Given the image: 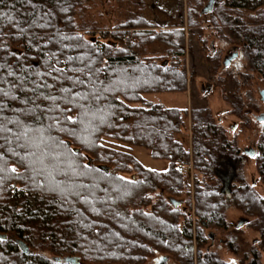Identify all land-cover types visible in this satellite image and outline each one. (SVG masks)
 Instances as JSON below:
<instances>
[{
  "label": "trees",
  "instance_id": "1",
  "mask_svg": "<svg viewBox=\"0 0 264 264\" xmlns=\"http://www.w3.org/2000/svg\"><path fill=\"white\" fill-rule=\"evenodd\" d=\"M117 1L125 15L108 28L94 18L99 0H0V88L7 93H0V116L12 121L0 133V264H70L65 260L72 256L79 264H146L158 253L159 264H232L208 246L211 233L232 225L231 208L247 221L235 230L249 225L261 234L251 264H262L264 197L245 180L249 156L208 103L192 101L190 150L179 139L188 108L146 99L187 93L188 43L191 84L210 76L214 90L220 80L234 89L226 92L227 113L244 115L240 82L222 65V50L209 47L202 30H184L185 13L188 26L200 28L209 0H176V12L159 9L165 31L148 17L149 0ZM213 8L209 22L233 37L264 86V0H215ZM132 30L133 43L124 40ZM62 87L87 99L69 103ZM49 93L57 99H46ZM29 127L26 140L21 133ZM257 141L254 159L264 183V129ZM126 144L149 149L169 168H147ZM222 158L236 163L227 190L216 172ZM191 164L197 172L196 252L192 219L180 206L192 208L183 171Z\"/></svg>",
  "mask_w": 264,
  "mask_h": 264
},
{
  "label": "rangeland",
  "instance_id": "2",
  "mask_svg": "<svg viewBox=\"0 0 264 264\" xmlns=\"http://www.w3.org/2000/svg\"><path fill=\"white\" fill-rule=\"evenodd\" d=\"M174 5H176V0L148 1L146 5V13L151 21H154V23H156L155 29L160 31L169 29V27L167 26V22L160 16V10H170L173 8V10L176 12ZM93 12L94 18L100 20L102 22L101 25L108 28H112L115 23L121 20L125 15V9L119 7L117 0H99ZM203 15L205 16L202 20L200 28L195 30L194 28L188 26L187 15L185 13L186 24L184 26V30L186 31V34L195 33V31L197 30H202L204 38L208 41V46L211 47L214 44L218 46L220 50H222V57L220 58L221 63L224 66L223 57L225 56L228 48L233 45V41L228 37L230 35H226V37H224L223 34L219 33L220 29H217L213 25V23L209 22L210 17L208 14ZM243 56L244 55L240 49L238 59H236L231 65L227 66V68H229V72H231L232 75H237V78L240 82V88L242 92L241 96L245 105L243 106V116L234 112H226L223 115L221 114V112H215L218 107H229V104L226 102V92L229 93L234 91V89H232L231 87L225 89L220 86L218 83L220 82V80L217 82V86H214L215 89H212V91L208 93L206 92V90H204V92L201 91V83L210 82L215 84V81L209 80L210 76H208L206 79L199 78L195 80V83L191 84L190 74L192 62L190 59L188 43L186 46L185 54V66L189 83L187 93L180 95L171 93L148 94L146 95V99L155 103H163L167 107H187L189 109H191L192 101H197L199 103H208L215 113L216 120L221 123L227 130L229 138L236 139L239 144L238 146L241 148L242 152L246 154L244 150L250 147L251 144H254V148L256 149V141L260 139L261 131L264 129V122H260L256 120L255 116H253L252 114H248L249 110H252L255 114H261V112H264V101L261 99L260 95V90L264 89V86L258 79L257 74L253 72L251 66ZM246 120L247 122L244 123ZM191 127L192 122L189 110L188 127L179 136V139L185 144V148H188L190 150L192 148ZM124 146L126 151L133 154L147 168L157 170V172L165 171L169 168L170 163L168 160L153 158L149 149H143V147H137L127 144ZM124 146L121 145L119 147L124 148ZM248 156L250 158H246V163L243 170L245 180L247 181V183L253 185L260 193V195L264 197V183L262 182L261 176L259 174L258 162L256 159H254V157H251L250 155ZM235 166L236 163L234 160L222 158L219 167L217 168L216 172L218 176L222 179V181L225 180L226 182H228V187L224 186L225 190L229 189L232 183H234L236 177ZM184 170L188 171L186 173L188 180L191 183L192 192L190 198H192L193 203L191 209H187L188 205H186L185 203L181 204L180 206L185 211L186 216L192 219L193 236L195 239L194 249L196 252L197 245L195 235L197 215L194 205V181L197 172H195L196 170L193 169L192 164L189 167L183 169V171ZM227 217L228 222H230L232 225L228 229L216 230L215 233H211L208 246L217 251L221 258L228 263L233 264L234 262V264H251V258L253 257L252 252L254 248L258 247L260 249L259 241L262 237L261 234L251 228L249 225L242 226L239 231L235 230V225H237L239 222L245 224V215L242 211L231 208L227 213ZM184 225V221L180 223L181 227H184ZM209 233L210 232H208V234ZM229 240L233 242L232 246L230 247H237V254L227 247L228 243L226 241ZM161 256L162 254L158 253L155 257H151L146 264H159L156 263V258H160ZM175 263L177 264V262H175V260L173 259L169 261V264ZM262 264H264V253L262 257Z\"/></svg>",
  "mask_w": 264,
  "mask_h": 264
},
{
  "label": "snow or ice",
  "instance_id": "3",
  "mask_svg": "<svg viewBox=\"0 0 264 264\" xmlns=\"http://www.w3.org/2000/svg\"><path fill=\"white\" fill-rule=\"evenodd\" d=\"M29 2H30V0H29ZM2 15H3V13H0V16H2ZM40 26L41 27H44L46 25H40ZM68 59L71 61L73 58L72 57H69ZM3 67H4V65L0 64V69H2ZM54 71L63 73L64 70L63 69H54ZM9 74L12 75L13 73L10 72ZM48 75H51V73H48ZM2 79L3 78L0 77V80H2ZM67 79L71 80L72 77H67ZM75 82L76 83H83L82 81H79V80H77ZM43 86L46 87V88H51L52 87V85H48V84H45ZM60 91L63 92V93H65V96L63 98L65 100H67L69 103H76L77 102V98L84 99V100L87 99V96L86 95H83V94H81L79 92H76V93L73 94L72 89H70V88H63L62 87L60 89ZM0 93H3L4 95H7V93L4 92V90L2 88H0ZM46 99H50L52 101H55L57 99V97L55 95L49 93V95L46 97ZM81 107H82V105H81ZM37 109H38V106H34V108L33 109H30L29 111L31 112V111H34V110H37ZM2 110H3V104H0V112H2ZM67 119L68 120H71L72 117H67ZM6 123H12V121H5L4 118L2 116H0V133L4 132L6 130V128H5V124ZM7 130L10 131V129H7ZM31 131H32V129L29 127V128H27V129H25V130L22 131L21 136L24 139L28 140L29 139V133ZM35 131L42 133L43 132V129H36ZM21 136H18L17 139H20ZM23 146L24 147H28L29 144L26 143ZM0 171H2V169H0ZM12 171L14 172L15 169H12ZM233 264H234V262H233Z\"/></svg>",
  "mask_w": 264,
  "mask_h": 264
},
{
  "label": "water",
  "instance_id": "4",
  "mask_svg": "<svg viewBox=\"0 0 264 264\" xmlns=\"http://www.w3.org/2000/svg\"><path fill=\"white\" fill-rule=\"evenodd\" d=\"M214 5H215V0H209L208 4L205 7H203L202 14H209V13H211L213 11V9H214L213 8ZM238 57H239V53L238 52H235L232 57H230L229 59L226 58V60L224 61V66L225 67L229 66L231 64V62L234 59L238 58ZM261 98L264 101V91H262V93H261ZM226 111L227 110H224L223 112H226ZM256 120H258L260 122H264V113H261V114L256 115ZM245 152H246V154L250 155L251 157H255L256 154H257L256 149L254 147H251V146L248 147V148H246L245 149ZM104 168H106V170L109 171V168H107V167H104ZM129 178H132L134 180L136 178V176L135 175H132V177H129ZM172 203L175 206H179L181 204V201H178V200L173 199L172 200ZM246 222L247 221H245L244 223H246ZM241 224H243V223L241 222ZM20 246H21L22 250L25 253H28L29 247L25 243H20ZM65 261L67 263H70V264H79V262H80L79 258L73 257V256L70 257V258H67Z\"/></svg>",
  "mask_w": 264,
  "mask_h": 264
},
{
  "label": "flooded vegetation",
  "instance_id": "5",
  "mask_svg": "<svg viewBox=\"0 0 264 264\" xmlns=\"http://www.w3.org/2000/svg\"><path fill=\"white\" fill-rule=\"evenodd\" d=\"M209 2V1H208ZM208 4V3H207ZM226 37V36H225ZM230 39L232 38L233 39V37L232 36H228ZM235 52H238L239 54H240V48L238 47V46H236V45H232V46H230L229 48H228V50L226 51V54H225V56L223 57L224 58V60H223V63H224V61L226 60V58L227 59H229L230 57H232L233 56V54L235 53ZM236 59H238V58H236ZM236 59H234L232 62H231V64L236 60ZM230 64V65H231ZM212 89H213V84L212 83H210V82H203V83H201V91L202 92H204V90H206V92L208 93V92H211L212 91ZM262 91H264V89H261L260 90V95H261V93H262ZM262 99V98H261ZM227 108H221V107H218L217 109H216V113H218V112H221V114L223 115V114H225L226 112H223L224 110H226ZM248 113H250V114H252L253 116H255L256 117V115H258V114H255L252 110H249V112ZM261 113H264V112H261ZM255 145L254 144H251V147H254ZM245 151V150H244ZM228 182H226L225 180H223V183L222 184H224V186H227L228 184H227ZM228 187V186H227ZM227 189V188H226Z\"/></svg>",
  "mask_w": 264,
  "mask_h": 264
},
{
  "label": "built area",
  "instance_id": "6",
  "mask_svg": "<svg viewBox=\"0 0 264 264\" xmlns=\"http://www.w3.org/2000/svg\"><path fill=\"white\" fill-rule=\"evenodd\" d=\"M126 39H129V41L131 43L137 41L136 37L134 36V31L133 30L131 32H129L127 35L126 34L124 35V40H126Z\"/></svg>",
  "mask_w": 264,
  "mask_h": 264
}]
</instances>
